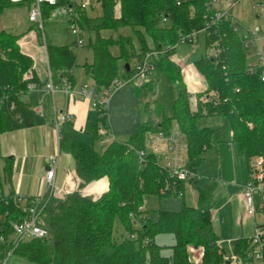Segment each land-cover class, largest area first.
<instances>
[{"label":"trees","instance_id":"1","mask_svg":"<svg viewBox=\"0 0 264 264\" xmlns=\"http://www.w3.org/2000/svg\"><path fill=\"white\" fill-rule=\"evenodd\" d=\"M179 1L120 0V17L116 18V0H102L104 17L86 21L90 33L130 28L140 45L138 51L131 37H121L117 42L98 37L94 44L90 40L93 61L85 64L83 69L98 91L109 89L119 78L120 60L125 63L121 77L128 78L132 74V63L140 62L147 53L159 51L162 54L155 63V72L158 77L166 75L177 84L179 96L174 101L171 117L156 101L154 120L147 115L150 102H144V97L153 91V79L135 88V96L142 106L138 111L140 122L125 141L113 140L103 151L96 149L95 142L101 138L100 125L110 129L108 109L96 112L92 143L73 134L71 122L62 125L60 152L72 156L79 190L107 179L108 191L97 199L85 197L79 191L62 198L51 197L42 218L48 236L27 239L14 249L13 254L33 264H196L197 259L198 264L226 262L213 224L211 194L196 177L189 184L198 191V205L186 206L187 183L169 179L157 164L156 157L146 151L145 139L148 132L162 131L169 135L176 124L188 141L187 165L198 174L202 156L211 147L213 133L211 129L199 128L198 121L203 117H226L232 128V142L239 154L247 158L250 176L252 159L264 155V68L252 74L248 72L250 60L243 40L233 32L230 21L225 20L212 30L210 38H206L207 48L214 40L221 39L222 50L217 59L212 61L205 55L195 62V70L204 79L205 89L191 93L181 67L173 59L175 46L181 36L205 27L207 4L211 0H186L178 5ZM12 6L15 5L10 1L1 0L0 13ZM163 20L171 23L170 28L162 26ZM19 40V36L0 32V98L9 97V103L0 106V138L8 132L45 124L44 117L23 100L29 83H36L37 87L42 84L35 74L33 59L21 52ZM114 45L120 49L119 57L111 52ZM46 52L53 85L60 88L66 80L74 89L76 80L72 70L77 66L78 57L73 46H46ZM31 70L33 79L24 80ZM211 93L216 95L214 100L203 104L201 98ZM11 102L16 105L14 110L10 108ZM140 152H145L143 157ZM12 168V159H5L1 190L11 182ZM148 197L158 200L179 198L182 208L179 212L147 211L143 208ZM16 198L12 193L0 194V217L3 218L0 222V238H3L0 264L13 249L14 225L26 216ZM32 202L34 199H30ZM150 212L156 220L149 216ZM116 221L121 223L125 233L121 240L115 237ZM162 234H170L175 239L171 257L162 256V248L156 244V237ZM247 248V238L239 239L235 244L238 254L245 255Z\"/></svg>","mask_w":264,"mask_h":264},{"label":"rangeland","instance_id":"2","mask_svg":"<svg viewBox=\"0 0 264 264\" xmlns=\"http://www.w3.org/2000/svg\"><path fill=\"white\" fill-rule=\"evenodd\" d=\"M256 2H262L264 4V0H241L232 12L234 19L245 28L254 30L259 27L261 29L256 48L251 47L247 50L249 60L252 63L256 62L255 56L257 53L264 59V12H259L256 9ZM119 6L121 9L120 0H116L114 6V15L116 18L120 17ZM225 7H227V5ZM28 13L29 8L26 5H15L5 9L0 13V32L4 31L19 36L20 40H25L33 50L39 48L42 52L45 50L44 44L45 46H73L74 38L66 25L59 22H46L42 32L37 25H33L29 22ZM88 15L92 20L103 18V6H99L92 12H88ZM162 26L170 28L171 23L163 20ZM98 37L111 39L114 42H117L121 37H131L137 50L140 51L139 42L130 28L122 27L117 30H102L99 34L95 31L90 33L86 29V46L81 50H75L78 61L77 66L72 70L73 76L76 78L79 85L84 82H89L83 66L86 64V60L89 62L91 60L93 61V52L89 42L91 40L92 44H94ZM148 43L152 46L150 39H148ZM21 52H23L22 49ZM111 52L115 57H119L120 55V49L117 45L111 47ZM210 53L212 54L206 46V35L203 32L199 34L198 41L195 44H180L176 46V54L173 59L183 60V65L180 67L185 83L189 91L193 94L205 89L204 79L195 70V62L205 55L208 56ZM134 64L135 62L132 63L131 66ZM124 65V61L120 60V81H124L121 77L123 75ZM152 79L151 80L154 81L153 91L144 97V102H150V112L147 115L149 116L150 114L152 119H156L154 103L158 101V104L165 109L166 115L171 117L173 114V104L179 96L180 88L166 75L158 77L157 73L154 72ZM87 85L88 84L83 86ZM137 87H140L139 80L132 84L125 85L117 92H111L107 96L109 100L108 110L111 130L109 129L107 136L101 137L95 142L97 150L103 151L113 140L125 141L133 132L135 126L140 122L138 111L142 106L135 96V88ZM57 101L59 102V100ZM192 101L194 103V98ZM148 116L147 118H149ZM198 127L201 129H211L213 133L211 147L203 154V161L197 170V179L201 186L212 196L214 204L213 224L220 238L221 247L224 249L226 255H232L235 251L236 242L242 238L252 237L255 227V220L247 213L246 203H243L241 197L244 185L249 179L247 158L245 155L239 154L237 146L232 142V128L228 118L223 116L203 117L198 121ZM20 134L22 136L24 135L23 133ZM80 137L85 142L92 143L91 137L87 135H82ZM101 143L103 145H101ZM36 154L44 157L48 153L42 148L40 151H36ZM62 155H64V153ZM260 157L261 156H259V158H253L251 165L253 166ZM3 167L4 160L0 156V180L4 177ZM106 182V180H99L90 183L82 189V193L86 196H90V198H98L108 191ZM59 187L60 186L56 183V188L60 189ZM184 204L189 207H197L198 205V191L189 183L185 186ZM144 208L147 211L164 210L179 212L182 208V200L179 198L158 200L156 197H148L145 200ZM149 216L152 217L153 220H156L154 213L150 212ZM257 220L260 221L258 217ZM2 221L3 218L0 217V222ZM124 234L121 223L116 221L115 237L121 240ZM155 241L156 244L162 248V256H172L171 247L175 244V239L172 235H158ZM197 261L199 262L197 259L195 263ZM2 264L33 263L19 255L8 254Z\"/></svg>","mask_w":264,"mask_h":264},{"label":"built area","instance_id":"3","mask_svg":"<svg viewBox=\"0 0 264 264\" xmlns=\"http://www.w3.org/2000/svg\"><path fill=\"white\" fill-rule=\"evenodd\" d=\"M1 1V0H0ZM14 5H26L29 8L28 19L33 25L44 30L45 23L59 22L63 23L69 29V32L74 38L73 48L75 50H81L86 46L85 32L86 21L91 19L88 12L94 11L99 6H102V0H8ZM181 1L178 2L180 5ZM241 0H211L207 4L208 14L205 16V27L200 31H194L191 34L181 36L180 44H195L198 41V36L201 32L205 33L206 38L211 37L213 29L218 28L223 21L229 20L230 25L233 28V32L236 33L242 40L246 51L254 47L258 36L261 33L259 27L254 30L245 28L239 22H237L233 15V9ZM255 7L259 12H264V4L262 2H256ZM227 5V7H225ZM120 9V6L118 7ZM120 12V11H119ZM217 31H213L214 33ZM176 45V46H177ZM175 46V48H176ZM45 47V56L47 60V52ZM168 50L170 47L167 48ZM210 53L207 57L215 61L221 52V39H216L208 47ZM162 52L152 51L146 54L140 62H137L132 67V74L128 78H123L124 81L116 79L109 89L98 91L94 85H87L80 88L77 92L81 99L88 100L92 108L96 112L108 109L109 100L107 96L111 92H117L121 87L132 84L139 80L140 86L148 83L155 72V63L159 60ZM248 54V53H247ZM249 58V57H248ZM256 62H249L248 72L254 73L259 68H264V59L258 53L255 56ZM177 65L182 66L183 60L174 58ZM46 83L44 89L50 94H54L58 89L62 90L66 96H70L74 89L63 81V86L58 88L53 85L51 72L46 61ZM33 79L32 70L25 76L24 80L31 81ZM262 81L264 82V72L262 74ZM36 83L28 84V92L36 90ZM216 97L215 93H211L201 98L203 104L212 102ZM5 103H9V97L4 96L0 98V106ZM217 104V103H215ZM11 110L16 108L14 102H11ZM55 110V107H54ZM55 114L56 110H55ZM72 121V116L68 112H64L60 115H56L55 125L59 130L62 125ZM173 132V133H172ZM109 133L103 125H100L99 135L101 137L107 136ZM60 139V137H59ZM101 145H103L101 143ZM146 151L153 154L156 157V162L161 169L168 174L170 180L174 182L189 183L197 174L194 170L190 169L187 165L188 161V141L181 133L178 126L175 124L169 135L164 132H148L145 139ZM145 152H140V156L143 157ZM259 158V157H258ZM264 156L256 160L255 164L251 165V174L249 179L244 185L243 198L247 206V213L255 220V227L253 236L247 238L248 248L245 251V255L238 254L234 251L232 255H226V262L223 264H264ZM49 165L46 172V181L48 185V192L46 195L34 199V202L30 203V199L19 197L16 198V202L25 212V218L14 225L13 236V249L9 251V255L13 254L14 249L22 242L30 238L44 239L48 236V231L43 227V214L51 197L62 198L65 195L71 194L63 186L60 190L56 188L55 176L57 166L59 163V154L50 156L48 159ZM260 219V221L257 220ZM0 242H3V238H0ZM198 264V261L196 262Z\"/></svg>","mask_w":264,"mask_h":264},{"label":"crops","instance_id":"4","mask_svg":"<svg viewBox=\"0 0 264 264\" xmlns=\"http://www.w3.org/2000/svg\"><path fill=\"white\" fill-rule=\"evenodd\" d=\"M19 44L23 51L22 53L33 59L35 74L42 84L36 90L28 92L24 96V101L30 109L44 117L45 124L43 126L8 132L1 136L0 156L3 160L12 159L13 170L11 182L5 184L2 190L0 189V194L9 195L12 193L17 198L24 197L28 199H36L46 195L48 192L46 181V172L49 165L48 159L50 156L59 154L55 183L60 186V189L64 186L70 193L79 191L83 196L90 198V196L84 195L82 190H79V180L76 176L75 162L72 156L67 153L62 155L63 152H60L59 133L56 129L55 120L56 115L68 112L72 116L70 123L71 132L80 139L82 135L91 137L97 113L92 108L90 102L81 99L77 92L83 85H94V82L86 75L89 82L79 85L73 76L76 80V86L70 96H66L60 89L53 95L50 94L43 87L47 79L45 52H42L39 48L33 50L25 40H20ZM85 63L91 64L92 60L90 62L86 60ZM54 107L57 114H55ZM109 126L111 130L110 118ZM20 133L24 135L22 136ZM42 148L48 153L44 157L36 154V151H40ZM101 180H106L107 187H109L107 179ZM241 197L243 203H245L243 194ZM143 209L145 210V208Z\"/></svg>","mask_w":264,"mask_h":264},{"label":"water","instance_id":"5","mask_svg":"<svg viewBox=\"0 0 264 264\" xmlns=\"http://www.w3.org/2000/svg\"><path fill=\"white\" fill-rule=\"evenodd\" d=\"M128 67V66H127ZM23 100H24V97H23Z\"/></svg>","mask_w":264,"mask_h":264}]
</instances>
